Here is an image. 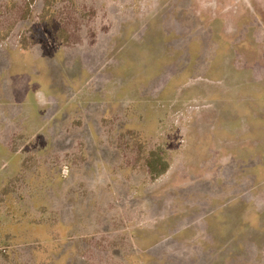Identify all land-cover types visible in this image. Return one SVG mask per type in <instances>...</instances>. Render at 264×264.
I'll return each instance as SVG.
<instances>
[{
    "label": "rangeland",
    "instance_id": "374dc122",
    "mask_svg": "<svg viewBox=\"0 0 264 264\" xmlns=\"http://www.w3.org/2000/svg\"><path fill=\"white\" fill-rule=\"evenodd\" d=\"M0 264H264V0H0Z\"/></svg>",
    "mask_w": 264,
    "mask_h": 264
}]
</instances>
